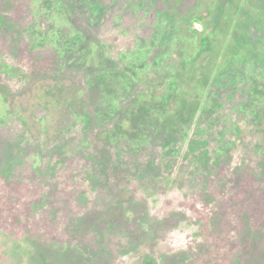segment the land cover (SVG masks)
<instances>
[{
    "label": "rangeland",
    "instance_id": "obj_1",
    "mask_svg": "<svg viewBox=\"0 0 264 264\" xmlns=\"http://www.w3.org/2000/svg\"><path fill=\"white\" fill-rule=\"evenodd\" d=\"M0 264H264V0H0Z\"/></svg>",
    "mask_w": 264,
    "mask_h": 264
}]
</instances>
